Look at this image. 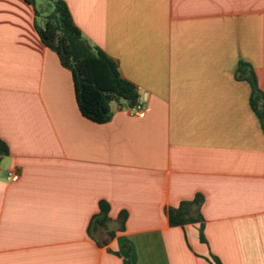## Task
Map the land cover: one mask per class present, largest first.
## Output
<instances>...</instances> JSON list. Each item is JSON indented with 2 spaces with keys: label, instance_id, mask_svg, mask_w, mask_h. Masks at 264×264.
I'll list each match as a JSON object with an SVG mask.
<instances>
[{
  "label": "crops",
  "instance_id": "crops-1",
  "mask_svg": "<svg viewBox=\"0 0 264 264\" xmlns=\"http://www.w3.org/2000/svg\"><path fill=\"white\" fill-rule=\"evenodd\" d=\"M63 1L145 117L85 118L34 7L0 0V264H264V128L237 78L249 64L264 91V0ZM198 195L203 221L171 226Z\"/></svg>",
  "mask_w": 264,
  "mask_h": 264
},
{
  "label": "trees",
  "instance_id": "trees-1",
  "mask_svg": "<svg viewBox=\"0 0 264 264\" xmlns=\"http://www.w3.org/2000/svg\"><path fill=\"white\" fill-rule=\"evenodd\" d=\"M25 1L34 7L38 18L35 28L41 42L54 51L61 65L72 73L77 103L85 118L104 124L111 119L112 102L124 101L129 108L136 106L139 98L136 87L122 77L112 58L84 38L63 0ZM237 78L250 84L251 107L264 128V91L259 86L256 73L249 64L241 62ZM8 154L9 147L0 137V157ZM203 202V197L198 195L192 201H183L177 208L169 209L170 225L177 227L203 221ZM109 213V203L101 201L99 213L90 222L89 235L108 227L111 221ZM127 218V213L120 214L117 221L121 230L125 228ZM110 235L113 237L114 233ZM213 261L222 264L214 256Z\"/></svg>",
  "mask_w": 264,
  "mask_h": 264
},
{
  "label": "built area",
  "instance_id": "built-area-1",
  "mask_svg": "<svg viewBox=\"0 0 264 264\" xmlns=\"http://www.w3.org/2000/svg\"><path fill=\"white\" fill-rule=\"evenodd\" d=\"M129 110L132 114L141 119L145 117L144 104L141 98H138L136 106L129 108ZM8 180H10L11 182H17L19 180V175L16 173H10L8 176Z\"/></svg>",
  "mask_w": 264,
  "mask_h": 264
},
{
  "label": "water",
  "instance_id": "water-1",
  "mask_svg": "<svg viewBox=\"0 0 264 264\" xmlns=\"http://www.w3.org/2000/svg\"><path fill=\"white\" fill-rule=\"evenodd\" d=\"M41 12L43 13V10Z\"/></svg>",
  "mask_w": 264,
  "mask_h": 264
},
{
  "label": "rangeland",
  "instance_id": "rangeland-1",
  "mask_svg": "<svg viewBox=\"0 0 264 264\" xmlns=\"http://www.w3.org/2000/svg\"><path fill=\"white\" fill-rule=\"evenodd\" d=\"M42 11V10H41Z\"/></svg>",
  "mask_w": 264,
  "mask_h": 264
}]
</instances>
